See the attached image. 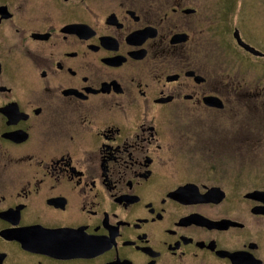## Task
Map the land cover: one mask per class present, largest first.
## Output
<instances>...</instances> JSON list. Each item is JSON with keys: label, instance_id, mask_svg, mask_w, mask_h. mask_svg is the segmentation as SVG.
<instances>
[{"label": "flooded vegetation", "instance_id": "flooded-vegetation-1", "mask_svg": "<svg viewBox=\"0 0 264 264\" xmlns=\"http://www.w3.org/2000/svg\"><path fill=\"white\" fill-rule=\"evenodd\" d=\"M260 2L0 0V264H264Z\"/></svg>", "mask_w": 264, "mask_h": 264}, {"label": "rangeland", "instance_id": "rangeland-1", "mask_svg": "<svg viewBox=\"0 0 264 264\" xmlns=\"http://www.w3.org/2000/svg\"><path fill=\"white\" fill-rule=\"evenodd\" d=\"M228 2L231 0H227ZM260 8L257 7L256 10H248V14L251 15L253 13H260L264 12V0H260ZM235 18V14L233 16ZM219 34V33H218ZM219 35L224 36V41L227 42V44H224V47L226 49V52L232 56L233 62L235 66H238L237 60H239L240 65H247V73L250 76H257V75H264V67L261 66L260 63L252 60L251 58H248L246 54L243 53V51L236 47V44L232 40V37L229 32V28H221V33ZM263 49H264V43H263ZM237 56L238 58L235 59L234 56ZM230 67H228L229 69ZM260 155L258 161H264V150L262 149L261 152L258 154ZM257 162V160L251 161V172L249 173V178L251 181L256 182H264V162Z\"/></svg>", "mask_w": 264, "mask_h": 264}, {"label": "water", "instance_id": "water-1", "mask_svg": "<svg viewBox=\"0 0 264 264\" xmlns=\"http://www.w3.org/2000/svg\"><path fill=\"white\" fill-rule=\"evenodd\" d=\"M237 38V42L242 46L244 47L245 49L249 50V51H252L254 54H258L259 51L258 50H255L254 48H252L251 46L247 45L246 43H244L242 40L238 39V37L236 36ZM215 101V100H214Z\"/></svg>", "mask_w": 264, "mask_h": 264}]
</instances>
